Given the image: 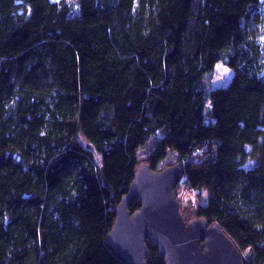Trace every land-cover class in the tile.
Here are the masks:
<instances>
[{
  "label": "trees",
  "instance_id": "16d2710c",
  "mask_svg": "<svg viewBox=\"0 0 264 264\" xmlns=\"http://www.w3.org/2000/svg\"><path fill=\"white\" fill-rule=\"evenodd\" d=\"M151 138L206 193L185 221L264 264V1L0 0V264H126L105 238Z\"/></svg>",
  "mask_w": 264,
  "mask_h": 264
},
{
  "label": "water",
  "instance_id": "95a60500",
  "mask_svg": "<svg viewBox=\"0 0 264 264\" xmlns=\"http://www.w3.org/2000/svg\"><path fill=\"white\" fill-rule=\"evenodd\" d=\"M20 161L17 154L16 162ZM180 175L179 164L156 172L139 165L115 210L106 245L126 264H147V240L157 246L165 264H244L241 253L217 224L208 225L203 218L185 221L175 193ZM133 199L140 208L131 214L128 205Z\"/></svg>",
  "mask_w": 264,
  "mask_h": 264
},
{
  "label": "rangeland",
  "instance_id": "374dc122",
  "mask_svg": "<svg viewBox=\"0 0 264 264\" xmlns=\"http://www.w3.org/2000/svg\"><path fill=\"white\" fill-rule=\"evenodd\" d=\"M264 0H261L263 2ZM233 72L225 66L224 63L219 62L215 65L211 74L206 75L205 78V86L208 89H218L222 87H226L231 81ZM161 138V134L158 133L156 139ZM154 139L151 138L145 147H141L138 152V161L140 165L145 164V160L149 150L153 147ZM176 153L172 150H169L167 156L158 164L157 170L160 171L165 167L172 166L176 164ZM177 184V183H176ZM175 193L177 197V201L179 203V207L185 212H190L198 203L202 204L206 200L205 192H195L189 190L182 181L179 183V186H175ZM189 214V213H184ZM244 254H241L242 259Z\"/></svg>",
  "mask_w": 264,
  "mask_h": 264
}]
</instances>
